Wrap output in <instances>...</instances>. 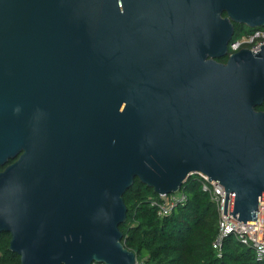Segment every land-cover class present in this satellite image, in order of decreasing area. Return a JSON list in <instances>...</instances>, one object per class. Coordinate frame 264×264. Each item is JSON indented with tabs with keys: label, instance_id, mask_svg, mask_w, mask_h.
I'll return each mask as SVG.
<instances>
[{
	"label": "water",
	"instance_id": "95a60500",
	"mask_svg": "<svg viewBox=\"0 0 264 264\" xmlns=\"http://www.w3.org/2000/svg\"><path fill=\"white\" fill-rule=\"evenodd\" d=\"M234 24L264 27V0H0V233L20 264H137L127 189L195 172L261 239L264 43L218 62Z\"/></svg>",
	"mask_w": 264,
	"mask_h": 264
},
{
	"label": "trees",
	"instance_id": "16d2710c",
	"mask_svg": "<svg viewBox=\"0 0 264 264\" xmlns=\"http://www.w3.org/2000/svg\"><path fill=\"white\" fill-rule=\"evenodd\" d=\"M234 31L235 39H239L254 30L234 24ZM231 54L228 49L226 57L217 61L225 64ZM256 111H264V101ZM5 167H0V172ZM180 189L187 195L186 203L163 217L149 205L150 199L158 195L138 179L124 194L127 216L119 228L121 242L135 254L138 264H263L233 235L226 238L219 251L213 250L218 214L209 193L196 176L187 179ZM10 238L9 233H0V264H20L19 257L10 250Z\"/></svg>",
	"mask_w": 264,
	"mask_h": 264
},
{
	"label": "built area",
	"instance_id": "2783aa9c",
	"mask_svg": "<svg viewBox=\"0 0 264 264\" xmlns=\"http://www.w3.org/2000/svg\"><path fill=\"white\" fill-rule=\"evenodd\" d=\"M264 43V27L254 30L248 35H243V37L232 40L228 45V48L232 53L237 52L239 49L248 48L251 51L257 52L260 46ZM198 177L202 184V189L209 193L210 201L214 206H216L218 214V231L215 237L213 244V250L219 251L222 243L226 240L227 237L233 235L242 245L249 247L254 251L255 260L259 263L264 264V245L261 242L263 239L264 242V224L263 228L261 227L260 219V209L261 204L257 202V211H256V222L259 227V233L261 239L259 238L257 230H249L241 222H238L236 219L231 217V195L228 197V211L227 214H224L225 209V197L226 193L224 189L216 183L214 180L211 182L210 179L203 173L195 172L190 177ZM187 201V195L183 190L179 189L176 193L168 195H159L156 199H150V207L158 211V216L163 217L169 215L174 209L178 208L179 205L185 204ZM264 221V216H263ZM138 264V263H137Z\"/></svg>",
	"mask_w": 264,
	"mask_h": 264
},
{
	"label": "flooded vegetation",
	"instance_id": "af4514ba",
	"mask_svg": "<svg viewBox=\"0 0 264 264\" xmlns=\"http://www.w3.org/2000/svg\"><path fill=\"white\" fill-rule=\"evenodd\" d=\"M221 63V62H220ZM226 63V62H225ZM222 64H224V62H222Z\"/></svg>",
	"mask_w": 264,
	"mask_h": 264
},
{
	"label": "rangeland",
	"instance_id": "374dc122",
	"mask_svg": "<svg viewBox=\"0 0 264 264\" xmlns=\"http://www.w3.org/2000/svg\"><path fill=\"white\" fill-rule=\"evenodd\" d=\"M236 40V39H235Z\"/></svg>",
	"mask_w": 264,
	"mask_h": 264
}]
</instances>
